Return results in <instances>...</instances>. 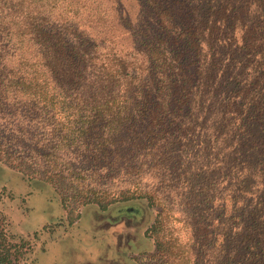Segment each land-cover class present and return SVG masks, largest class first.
Listing matches in <instances>:
<instances>
[{
    "label": "trees",
    "instance_id": "trees-1",
    "mask_svg": "<svg viewBox=\"0 0 264 264\" xmlns=\"http://www.w3.org/2000/svg\"><path fill=\"white\" fill-rule=\"evenodd\" d=\"M0 162L146 203L160 264H264V0H0Z\"/></svg>",
    "mask_w": 264,
    "mask_h": 264
},
{
    "label": "rangeland",
    "instance_id": "rangeland-1",
    "mask_svg": "<svg viewBox=\"0 0 264 264\" xmlns=\"http://www.w3.org/2000/svg\"><path fill=\"white\" fill-rule=\"evenodd\" d=\"M28 182L0 162V228L13 236L11 243H24L19 264H160L146 234L155 211L146 203L66 211L51 186ZM173 225L187 240L184 222L173 219Z\"/></svg>",
    "mask_w": 264,
    "mask_h": 264
}]
</instances>
